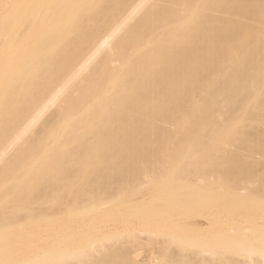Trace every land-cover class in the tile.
I'll use <instances>...</instances> for the list:
<instances>
[{
  "label": "bare ground",
  "instance_id": "bare-ground-1",
  "mask_svg": "<svg viewBox=\"0 0 264 264\" xmlns=\"http://www.w3.org/2000/svg\"><path fill=\"white\" fill-rule=\"evenodd\" d=\"M146 245L264 264V0H0V264Z\"/></svg>",
  "mask_w": 264,
  "mask_h": 264
},
{
  "label": "rangeland",
  "instance_id": "rangeland-1",
  "mask_svg": "<svg viewBox=\"0 0 264 264\" xmlns=\"http://www.w3.org/2000/svg\"><path fill=\"white\" fill-rule=\"evenodd\" d=\"M150 247H152V246L146 245V246L141 247V248H133L132 249L134 251L133 259H134L135 263H137V264H138V262H139V264H151L152 263L151 261L149 262V259L147 258V256L150 254V251H151ZM154 249L155 248L153 247L152 250H154ZM156 256H158V255H156ZM156 256L154 255V257H156Z\"/></svg>",
  "mask_w": 264,
  "mask_h": 264
}]
</instances>
